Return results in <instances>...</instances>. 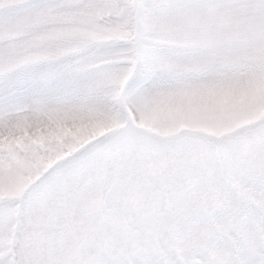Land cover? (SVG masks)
<instances>
[{"label": "rangeland", "instance_id": "obj_1", "mask_svg": "<svg viewBox=\"0 0 264 264\" xmlns=\"http://www.w3.org/2000/svg\"><path fill=\"white\" fill-rule=\"evenodd\" d=\"M94 2L100 6L68 10L63 22L38 34L0 37V76L64 54L122 72L132 58V37L156 39L151 21L140 15L150 0ZM259 48L241 39L236 51L255 56ZM262 122L264 104L255 102L230 109L157 102L141 112L129 105L57 104L28 84L0 87V151H19L25 159L18 171L0 173V223L8 234L36 224L50 232L111 226L116 222L100 216L105 206L126 210L138 197L142 207L130 223L170 228L186 207L258 204V191L239 173L250 171L242 140Z\"/></svg>", "mask_w": 264, "mask_h": 264}, {"label": "snow or ice", "instance_id": "obj_2", "mask_svg": "<svg viewBox=\"0 0 264 264\" xmlns=\"http://www.w3.org/2000/svg\"><path fill=\"white\" fill-rule=\"evenodd\" d=\"M99 6L94 0H0V37L38 34L63 22L68 10ZM140 15L151 21L156 39L132 37V58L122 72L89 66L77 54L45 63L38 57L6 69L0 87L28 84L57 104L129 105L141 112L157 102L216 109L264 104V0H150ZM241 39L256 41L259 53L239 55ZM169 40L191 43L171 46ZM3 56L10 61L13 53ZM242 143L250 171L239 178L258 191V204L186 207L170 228L112 223L50 232L36 224L8 234L0 223V264H264V122ZM24 164L19 151H0V173ZM3 216L10 221L12 213Z\"/></svg>", "mask_w": 264, "mask_h": 264}, {"label": "clouds", "instance_id": "obj_3", "mask_svg": "<svg viewBox=\"0 0 264 264\" xmlns=\"http://www.w3.org/2000/svg\"><path fill=\"white\" fill-rule=\"evenodd\" d=\"M136 203L130 204L125 210L123 206L119 208L116 205H106L104 210L100 213L102 219L108 218L119 224L130 223L135 219V214L142 207L138 197H133Z\"/></svg>", "mask_w": 264, "mask_h": 264}]
</instances>
